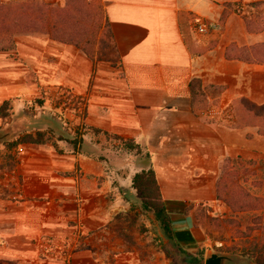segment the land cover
<instances>
[{
	"label": "crops",
	"instance_id": "crops-1",
	"mask_svg": "<svg viewBox=\"0 0 264 264\" xmlns=\"http://www.w3.org/2000/svg\"><path fill=\"white\" fill-rule=\"evenodd\" d=\"M100 2L102 35L122 77L109 81L98 71L90 82L93 62L74 45L45 35L18 38V60L0 58V80H10L0 81V101L35 95L47 84L87 95L83 122L88 129L76 147L60 153L39 148L46 151L43 158L24 151L22 173L34 172L48 189L58 190L59 197L45 204L57 202V216L44 226L60 230L59 238H82L136 202L132 178L152 169L175 238L189 250L196 240L195 219L184 208L199 203L196 192L215 190L223 160L264 157V119L256 113L264 112V0ZM195 18L209 28L198 32ZM24 78L37 82L29 89ZM194 80L197 90L190 87ZM238 112H247L251 122ZM67 138L71 144L74 138ZM108 192L112 198L103 199ZM215 202L213 197L209 204ZM30 222L19 216L10 237L32 244L39 231Z\"/></svg>",
	"mask_w": 264,
	"mask_h": 264
},
{
	"label": "rangeland",
	"instance_id": "rangeland-1",
	"mask_svg": "<svg viewBox=\"0 0 264 264\" xmlns=\"http://www.w3.org/2000/svg\"><path fill=\"white\" fill-rule=\"evenodd\" d=\"M32 2L56 4L44 0H0V16L4 17L6 13L3 22L0 21V58L19 59L16 43L18 38L45 35L59 41L46 33L25 31L22 23H7L6 19L10 20L14 14L18 16L20 6ZM91 61L93 77L90 82L96 81L93 78L98 71L104 72L103 77L109 81L113 77H122L117 57L113 55L106 37L96 45ZM0 81L7 83L10 80L4 78ZM34 82L37 80L24 78L23 83H28L29 89H32ZM99 82L105 81L99 79ZM90 84L88 88L91 87ZM36 91L35 95L5 99L8 100L5 115L0 114V131L6 134L0 140V264H171L172 252H166L167 239L162 235L152 212L141 213L137 210L138 200L112 214L108 221L82 238H59L55 234L60 230L44 226V221L57 216V202L45 204L49 198L58 196V190L48 189L47 183L34 172L29 175L22 173V153L27 151L34 154L35 151L43 158L47 156L46 149L60 153L65 148L76 147L80 135L88 129L83 122L87 95L75 93L70 87L57 84H47L36 88ZM5 100L0 101V106ZM74 119L78 123H74ZM37 131L44 133L46 143H20L13 149H7L9 142ZM66 136H72L75 142L71 140L70 144ZM61 139L68 143L60 141ZM131 145L123 143L126 148ZM84 149L87 150L86 147ZM55 171L62 175L69 174ZM239 188L247 194L244 199L238 194ZM195 196L199 203L184 208L185 213L192 210L195 219L196 240L188 251L203 254V257L210 252L232 254L241 259V264H264V157L223 160L215 190L196 192ZM213 197L217 202L210 205ZM105 198H112L111 192L103 195V199ZM99 199L101 203L102 198ZM207 215L214 219L208 221L205 219ZM19 216L24 221L29 219L30 226L39 231L33 234L30 245L19 236L10 237ZM262 245V255L256 257V250H260ZM81 249H89L91 253H77ZM16 250H28L33 255L29 256L30 252L19 255L12 253Z\"/></svg>",
	"mask_w": 264,
	"mask_h": 264
},
{
	"label": "trees",
	"instance_id": "trees-1",
	"mask_svg": "<svg viewBox=\"0 0 264 264\" xmlns=\"http://www.w3.org/2000/svg\"><path fill=\"white\" fill-rule=\"evenodd\" d=\"M19 10L18 16L14 14L11 18L12 20L6 19L9 25L22 23L26 28L25 31L46 33L53 39L72 44L91 60L93 59L96 45L105 39L101 30L104 15L100 0H66L63 6L32 2L28 5L20 6ZM5 14L4 17H6ZM4 17L0 16V21L3 22ZM190 87L197 90V87H199L198 80L191 81ZM7 105L8 100H5L0 106V114L5 115L4 109ZM238 113L244 116L245 122H251L247 112H245L247 116L242 112ZM256 113L261 115L260 119H264V112ZM46 141L47 138L44 137V133L41 131H37L35 134L26 133L15 141L9 142L7 149H13L20 143L44 144ZM129 148H134V146L131 145ZM132 186L135 189L138 200L137 210L141 213L152 212L155 221L159 224L162 235L168 241L166 252L168 254L172 252L170 263L203 264V254L193 253L182 248L176 240L153 170L147 169L136 173L132 178ZM238 194L242 197L241 199L247 196L242 188H239ZM205 219L210 221L214 218L207 215ZM263 245L260 246V250H256L258 255L256 257L262 255ZM256 260L259 262L258 258Z\"/></svg>",
	"mask_w": 264,
	"mask_h": 264
},
{
	"label": "water",
	"instance_id": "water-1",
	"mask_svg": "<svg viewBox=\"0 0 264 264\" xmlns=\"http://www.w3.org/2000/svg\"><path fill=\"white\" fill-rule=\"evenodd\" d=\"M5 137L6 134L0 131V140ZM203 264H241V259L232 254L210 252L205 254Z\"/></svg>",
	"mask_w": 264,
	"mask_h": 264
},
{
	"label": "built area",
	"instance_id": "built-area-1",
	"mask_svg": "<svg viewBox=\"0 0 264 264\" xmlns=\"http://www.w3.org/2000/svg\"><path fill=\"white\" fill-rule=\"evenodd\" d=\"M194 23L198 32H205L209 28L207 23L202 21L200 18H195Z\"/></svg>",
	"mask_w": 264,
	"mask_h": 264
}]
</instances>
